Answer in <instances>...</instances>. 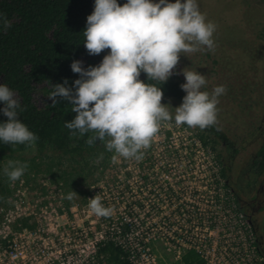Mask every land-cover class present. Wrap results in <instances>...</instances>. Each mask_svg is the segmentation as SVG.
<instances>
[{
  "label": "rangeland",
  "instance_id": "374dc122",
  "mask_svg": "<svg viewBox=\"0 0 264 264\" xmlns=\"http://www.w3.org/2000/svg\"><path fill=\"white\" fill-rule=\"evenodd\" d=\"M197 3L206 20L214 22L217 26L213 34L215 48L208 50L206 46H202L199 51L187 56L181 54L179 64L169 78L185 83L181 70L188 67L189 70H196L205 75L207 84L202 91L211 93L216 86L229 85L226 93L218 97L217 118L227 137L234 139L237 121H233V114L227 111L232 91L230 87L232 79L228 76L227 64L229 60L242 64V66L232 64V69L237 75V87L248 85L249 79L254 78L255 72L251 70L250 64H258V61L255 62L257 57L254 56V59L251 57L257 48L254 43L261 40L260 32L264 29V0H197ZM216 67L219 70L218 74ZM239 70L244 71V74H238ZM238 76L244 80H239ZM252 95L257 106H264V94L254 92ZM165 104L169 105L173 119L161 122L160 130L153 138L151 146L143 150L142 159L117 157L116 163H113L112 159L102 163L100 159L90 157L89 164L93 169L91 176L87 177V183H82L78 189L65 186L64 179L59 180L53 174V172L59 174L58 167H55L53 172H48L47 158L32 159L37 154L34 149L24 155L28 158L26 161H17L20 164H27L28 167L20 179L12 182L14 194L10 202L0 206V264H14L11 250L16 252L14 248L16 246L18 252L23 251V254L19 255L20 264H68L84 260L86 254L94 251L93 244L97 241L107 238L121 240L120 235L127 236L120 231L123 223L129 222L125 221V217L136 218L139 224L131 228L133 239L126 237L125 244L135 247L137 240H141V245L144 246L146 243H142V240L145 237H152V241L156 242L171 230L177 232L183 228L176 217H173V223L169 224L175 225L172 229L166 224L163 214L165 209L162 207L163 196L160 194L163 190L160 192L157 190L167 186L186 187L193 190L194 195L200 196L197 202L201 203L199 206L202 208V215L193 217L200 222L198 224L201 228L197 231L199 235L195 237L196 235L187 233L186 237L183 234L186 238L194 239L187 241L189 245L195 246L199 238L205 240L209 237L210 231H207L209 224L212 228L217 227V231L212 234H218L221 239L227 228L225 222L230 202L237 205L234 197L226 189L224 174L226 172L220 157L217 156L218 152L221 154L223 152L222 145L215 142L203 145V139L200 137L203 130L199 127L191 128L186 124L178 126L175 123V108L181 102L172 99ZM248 113L253 120L252 123L260 122V117L254 115V111ZM238 118L241 124L248 121L244 117ZM263 136L264 134L252 137L250 141L242 144L234 168L244 166L241 169L243 177L246 176L249 164L264 141ZM148 156L154 157L153 163H145V157ZM7 165L8 162L5 163V166ZM65 166L69 169L68 163H65ZM150 171L157 172L155 178L146 175ZM72 173L70 178L75 179L76 174ZM72 191L77 195L69 200L67 196ZM262 191L264 194L263 187ZM95 195L102 198L101 202L105 207L113 209L110 217H98L92 213L89 198ZM186 202L190 205L195 204L191 201ZM260 202L264 206V195ZM188 210L187 212L192 214L191 208ZM259 217L262 218V222L258 224V229L264 249V213ZM23 218H29L28 223L33 227L21 230L25 227H20L17 222ZM183 218L184 216L181 220ZM183 229L186 230L188 227ZM2 238L6 239L4 246L1 244ZM154 242H151L149 247L155 251ZM21 255L26 257L23 258Z\"/></svg>",
  "mask_w": 264,
  "mask_h": 264
},
{
  "label": "clouds",
  "instance_id": "9594fccd",
  "mask_svg": "<svg viewBox=\"0 0 264 264\" xmlns=\"http://www.w3.org/2000/svg\"><path fill=\"white\" fill-rule=\"evenodd\" d=\"M0 25L11 27V21L0 15ZM216 24L207 21L199 10L197 0H95L93 12L87 16L83 30L84 46L89 55L110 50L96 66L83 68L82 61L74 60L71 69L79 77L73 88L54 85L49 94L53 106L60 99L72 105L75 117L65 126L80 136L92 133L86 140L93 146L97 140L117 157L140 160L151 146L162 121H171L169 105L163 104L160 85L165 83L179 64L180 55L197 52L202 46L214 50L213 34ZM144 72L149 81L139 77ZM186 92L182 103L175 108V123L186 124L201 130L218 124V97L225 94L224 85L216 86L211 93L201 89L207 84L205 75L185 67L181 70ZM0 101L3 114L8 118L0 123V141L5 144H24L35 147L38 137L18 118L21 108L13 91L0 84ZM23 109H21L22 111ZM27 164L8 161L4 174L16 181L22 177ZM77 193L72 191L67 199ZM102 198H89V208L98 217H110L111 207L102 204Z\"/></svg>",
  "mask_w": 264,
  "mask_h": 264
},
{
  "label": "trees",
  "instance_id": "16d2710c",
  "mask_svg": "<svg viewBox=\"0 0 264 264\" xmlns=\"http://www.w3.org/2000/svg\"><path fill=\"white\" fill-rule=\"evenodd\" d=\"M127 0H117L123 5ZM95 0H0V15L11 21V27L0 25V84L7 85L19 100L21 108L17 109L18 118L38 139L35 147L24 144L10 145L0 141V206L9 203L14 191L12 182L5 174V163L8 161H26L24 155L31 150L37 154L32 158H47L48 172L58 167L59 180L64 179V185L78 189L82 183H87L92 168L90 157L109 162L114 152L106 150L105 144L99 140L89 146L86 140L92 133L83 136L72 131L65 124L71 121L76 113L72 105L63 99L55 106L49 99L54 85L63 84L67 79V87L73 88L74 81L79 77L74 73L71 64L74 60L82 61V67L96 66L110 50H104L99 55H89L84 46L83 30L86 27L87 16L94 10ZM264 32V29H263ZM145 83L149 81L142 71L139 77ZM181 83L175 78H169L161 85L163 92L162 103L172 99L182 103L186 92ZM4 102L0 101V123L7 121L3 114ZM21 109H23L21 111ZM215 125L206 128L200 135L208 145L210 134H222ZM261 164L264 168V146L261 148ZM34 166L33 163L28 162ZM65 163L69 164V169ZM74 172L76 178H70ZM63 186V185H62ZM79 190H76V192ZM29 218L20 219V227H33ZM130 224L123 223L122 233L130 231ZM158 244V252H162L169 261L172 256L166 253L165 248ZM97 251L105 253L106 258L113 264H132L127 256L129 250L123 243L111 238L97 243ZM185 264H199L197 255L189 253L184 258Z\"/></svg>",
  "mask_w": 264,
  "mask_h": 264
},
{
  "label": "flooded vegetation",
  "instance_id": "af4514ba",
  "mask_svg": "<svg viewBox=\"0 0 264 264\" xmlns=\"http://www.w3.org/2000/svg\"><path fill=\"white\" fill-rule=\"evenodd\" d=\"M261 40L258 42H255L257 48H255L254 53L251 58L254 59V56H256V61H258V64L251 63L250 68L253 69L255 72L254 78L251 80L249 79L248 85L243 86L241 88L237 87L236 83L238 81L236 80L237 75L235 74L234 70L232 69V64H236L239 66H242L240 63L231 62L229 60V64H227L228 67V76L232 79V88L231 91V100L228 101V113L233 114V121H237V125L234 127L235 130H237V133L235 135L234 139H230L227 137L226 132L223 128L220 127L219 123L215 125L218 127L217 129L222 132V134L214 133L210 134L207 138L206 142H215L220 143L222 145V154L221 152H218V155L220 158L221 163L223 164V169L225 170L226 174V189L230 192V195H232L236 200L237 203V209L242 212L245 219L249 222V224L253 228V232L255 235L256 243L258 245L259 253L261 256V260L259 261V264H264V249L261 245L260 241V235H259V229L258 224H261L262 218L259 217L261 214L264 213V206L260 202L261 198L263 197V191L262 187L264 188V168L261 164V159L259 152L261 148L264 146V141L259 146L257 152L255 153V156L251 163L249 164V169L246 173V170L244 172L246 173V176L243 177L241 169L244 166H239L237 169H235V160L239 156V151L241 150L242 144H245L246 142L250 141L252 137L256 136H262L264 134V106L256 105L255 104V98L253 99V93L259 92L260 95L264 94V32H260ZM234 46V45H233ZM261 61V65H260ZM249 68V64H248ZM263 68V69H262ZM216 69V74L219 73V70ZM226 68H224L225 70ZM245 71V69H244ZM244 71L239 70L238 74H244ZM222 72H225L222 70ZM261 72V74H259ZM239 80L243 81V77L240 78L238 76ZM236 80L235 82L233 80ZM257 79V82L255 80ZM251 81V82H250ZM254 82V83H253ZM226 87V89L229 87V85L222 84ZM252 86V89H251ZM259 95V96H260ZM222 98V97H221ZM223 99V98H222ZM254 111V115H257L260 117L259 123H252L253 120L250 118L249 113L247 112ZM240 112L242 116H240ZM231 114V115H232ZM256 116V117H257ZM243 117L247 118L248 121L242 124L238 122L239 118ZM206 131V129H204ZM203 130V132H204ZM264 137V136H263ZM203 141V140H202ZM204 142V141H203ZM154 162V157L148 156L145 157V163L150 164ZM154 173V174H153ZM146 175L155 178L154 175H157V172L150 171ZM238 181H241L239 184ZM163 190V193L160 191ZM160 192V194L163 196V209L165 220L167 221L166 224H172L173 223V217L178 218V223L183 227L188 229L184 230L183 228L179 229L180 232H187V233H193L195 230H189L191 229L192 223L194 222L193 217H197L202 215V208L201 203L197 202V199H200L199 195H194L193 190H189V188L186 187H171L167 186L164 189L159 188L157 190ZM186 201H191V203L195 202V204L190 205ZM188 208H191L192 214H189L187 211ZM200 211V212H198ZM180 216V217H179ZM184 216L183 220H181V217ZM191 219V220H190ZM175 225H169V228L172 229ZM194 226V225H193Z\"/></svg>",
  "mask_w": 264,
  "mask_h": 264
},
{
  "label": "built area",
  "instance_id": "2783aa9c",
  "mask_svg": "<svg viewBox=\"0 0 264 264\" xmlns=\"http://www.w3.org/2000/svg\"><path fill=\"white\" fill-rule=\"evenodd\" d=\"M230 204L231 206L227 216V222H225L227 228L224 230V234L221 236V239H219L218 234H212L217 231V227L214 226L212 228L209 224L207 227V231H210L209 237L205 240L199 238V241L195 246L193 244L189 245L187 242L188 240L192 241L194 239L186 238L187 232L184 231L181 233L180 230L177 232L175 230H171L165 237H161L156 242L152 241V237H145V239L142 240V243H146V245L148 243V246H142L141 240H137V246L135 247L124 243V239L126 237H129L131 240L133 239V229H130L132 234L127 232L125 234L127 236H119L122 237V239L120 238L121 240H113L123 243L124 247L129 250L127 259L132 264H185L184 258L191 252H194L197 255L199 264H259L261 256L256 243L253 228L245 219L242 212L237 209V205L234 202H230ZM125 219V221H129L128 223L130 224V228L139 225L136 218L131 219L125 217ZM192 220H194V222L189 230H195V232L191 234L196 235L195 237H197L199 235V232L197 231L201 228L198 224L200 222H197L195 219ZM23 229L26 230L27 227L22 228L21 230ZM5 240V238L1 240V244L3 246ZM98 242L100 241L93 244L94 251L90 254H86L84 260L68 262V264H113L107 260L105 253H99L97 251ZM151 242L155 243V251L152 247H149ZM157 243H160L162 247L165 248L166 253L172 256V261H169L165 256H163L162 252L157 251ZM12 247L13 245H11V248ZM14 248L16 252L11 250V256L14 257V264H20L19 255L20 253L23 254V251L18 252L17 246ZM21 257L24 258L26 255H21Z\"/></svg>",
  "mask_w": 264,
  "mask_h": 264
}]
</instances>
